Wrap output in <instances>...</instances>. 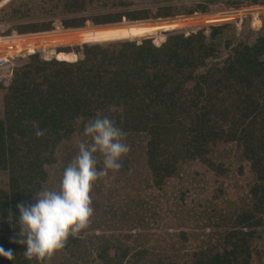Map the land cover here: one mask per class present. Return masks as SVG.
Returning a JSON list of instances; mask_svg holds the SVG:
<instances>
[{"label":"trees","instance_id":"trees-1","mask_svg":"<svg viewBox=\"0 0 264 264\" xmlns=\"http://www.w3.org/2000/svg\"><path fill=\"white\" fill-rule=\"evenodd\" d=\"M92 1L58 0L53 8L73 16H65L66 28L90 20L98 25L52 34L61 37L63 45L84 44L81 59L64 51L57 54L64 62L33 56L14 69L12 84L0 83L4 92L0 171L8 174L7 185L0 186V247L14 255L12 260L0 255V264H39L29 261L26 245L17 242L21 238L17 206L35 202L36 194L50 183L48 167L62 163L64 171L80 143L90 141L84 126L98 114L111 117L127 134L130 152L117 175H129L135 162L145 159L149 178L144 187L160 194L148 191L121 205L115 197L104 199V193L98 196L100 191H93L96 225L89 229L102 233L83 237L85 231L89 233L86 229L79 237H70L62 251L73 255L94 246V260L100 264L260 261L264 256L258 247L264 239V19L262 29L254 32L248 27L246 37L236 44L235 35H228L229 24L210 27L209 35L205 30L187 36L171 32L162 43L152 39L138 43L129 39L155 36L133 29L151 22L140 20L173 17L183 9L166 5L82 16ZM227 1L232 6L244 3ZM24 6L13 12L23 15ZM209 9L199 3L185 12ZM44 10L49 12L46 6ZM54 10L50 11L55 14ZM54 28L53 21L16 27L20 33ZM12 32L10 28L1 35ZM41 37L51 35L41 34L32 41L46 42ZM35 124L45 130L44 136H36ZM223 145L227 148L220 150ZM228 150L238 158L241 179L222 181L205 205L194 204L195 198L187 203L196 179L188 178L186 167L198 162L226 179L233 166L221 159ZM173 181L179 185L176 190L170 186ZM163 226L175 231L152 233Z\"/></svg>","mask_w":264,"mask_h":264},{"label":"rangeland","instance_id":"rangeland-1","mask_svg":"<svg viewBox=\"0 0 264 264\" xmlns=\"http://www.w3.org/2000/svg\"><path fill=\"white\" fill-rule=\"evenodd\" d=\"M58 0H0V35L3 30H7L12 28V31H17L16 27L19 24H39V23H46L48 21H53L55 23L54 30L59 29L57 32H49L51 38H44L45 39L41 44L46 48L56 49V55L53 60L59 61L57 59V54L60 51L74 53L77 56V61L83 57V53H80L82 50L84 51V44H75V45H63L64 42L61 41V37H57L56 35L52 34H59V32L70 30V29H79V28H86L90 26H98L95 25L91 20L87 21L84 26L81 27H68L66 28L63 25V21L67 17H73L70 14L64 15L60 12L57 13L54 10V6ZM243 1L242 6H232L228 4L227 0H218L216 3H210L207 0H93L88 5V8L85 12L80 13L82 16H95L100 14H105L113 11H123V10H140L146 8L158 9L160 7H164L166 5H172L176 8L183 9L180 12H175L178 15H174L173 17H161V18H151L146 20L140 21H151L145 24L133 26V29L137 33L143 31V33L153 32L155 36H148L139 39H129V41H135L141 43L144 39H152L154 43L159 42L162 43L166 40L167 34L171 32H178L183 33L186 36L190 35L191 33H196L200 30H205V32L209 35L210 27L214 25H225L229 24L230 28L228 29V35L234 36L235 44L246 37L248 27L252 29L254 32L259 31L263 27V19H264V4H252L260 0H240ZM14 2L12 7L9 5ZM199 3H203L204 5H208L210 8L207 12H202L198 10L193 14H188L185 12L186 8L190 7L191 5H196ZM21 5H26L23 8V15L18 16L13 12L14 8H20ZM118 5V6H115ZM45 6L49 8V12L45 11ZM50 10H54L51 12ZM61 10V9H58ZM53 13V14H51ZM180 13V14H179ZM67 16V17H65ZM127 19H123L125 21ZM128 21V20H127ZM133 21H129L131 23ZM91 24V25H90ZM118 24V23H114ZM90 25V26H88ZM106 25V24H104ZM175 28L174 30L164 32L165 30H169ZM41 32V31H39ZM44 32V31H42ZM48 34V33H43ZM88 38V37H87ZM58 41V42H57ZM116 41H126V40H116ZM38 42V41H37ZM114 42V41H109ZM108 43V42H104ZM101 44V43H100ZM93 45V44H90ZM225 55L229 52L228 49H222ZM51 57V54H50ZM56 57V58H55ZM51 60V61H53ZM64 62V61H59ZM27 64V63H26ZM25 64L19 66L22 67ZM3 97L4 92L0 90V116L3 113ZM78 143V139H76ZM227 146L223 145L220 147V150L226 149ZM231 152L225 151L223 152V160L227 166L232 165L233 169L227 175L226 179H223L219 176H216L214 172L211 171L209 167L204 164H200L195 162L193 164H189L186 167L189 179H196L195 186L192 187V192L188 193L187 203H191L192 199L195 198L194 204H202L205 205L207 203L208 197H210L214 192V188L219 186L222 181H229L234 182L241 178L237 176L238 171L237 168L239 166L238 158L236 154L232 150H228ZM215 159V157H214ZM218 161V160H217ZM219 162V161H218ZM62 163L59 165H53L48 167V171H50V183L49 181L46 183L45 186L49 188H58L59 183L62 179ZM248 172H246L247 174ZM198 174V175H196ZM149 178V172L146 165L145 159H138L135 162L134 167L130 171L129 175L119 176L117 173H114L113 176L102 178L97 184L94 185L93 191H100L97 195L102 196L101 193H104L105 196H102L104 199L105 197H115L117 201L124 205L126 201H131L133 198H137L141 193L147 194L148 191H152V193L160 192L156 190H146L145 184L146 180ZM182 182V181H181ZM8 183V174L4 171H0V186H5ZM175 181L172 182L170 186H173ZM245 183H243V186ZM176 186L175 190L179 187ZM98 189V190H97ZM171 190L165 188V193H170ZM149 194V195H150ZM179 196V194H177ZM170 196V195H169ZM168 196V197H169ZM174 198H177L174 196ZM100 222V221H99ZM98 222V223H99ZM104 220L102 222L103 227ZM96 225L93 223L91 219V223L89 227H93ZM89 227L87 231L82 235L83 237L87 235H99L101 234V230H90ZM134 232L137 229L133 230ZM132 231V232H133ZM173 229H168V227H162V229L158 231H152V233H162V232H174ZM259 248L262 249L264 252V239L258 245ZM96 247H82L81 249L77 250L73 255L69 253L59 250L52 259L48 262V264H100L98 260H94L93 253H95ZM254 264H264V256L260 261L257 259L255 260Z\"/></svg>","mask_w":264,"mask_h":264},{"label":"clouds","instance_id":"clouds-1","mask_svg":"<svg viewBox=\"0 0 264 264\" xmlns=\"http://www.w3.org/2000/svg\"><path fill=\"white\" fill-rule=\"evenodd\" d=\"M34 127L37 137L45 135L38 124ZM84 135L90 141L80 143L78 154L63 171L59 187H42L34 203L17 206L21 229L17 242L26 245L24 255L29 261L48 264L70 237H79L89 227L94 215V185L110 173L119 172L130 152L127 134L109 116L98 114L89 120ZM0 255L14 259L13 252L3 247Z\"/></svg>","mask_w":264,"mask_h":264},{"label":"built area","instance_id":"built-area-1","mask_svg":"<svg viewBox=\"0 0 264 264\" xmlns=\"http://www.w3.org/2000/svg\"><path fill=\"white\" fill-rule=\"evenodd\" d=\"M57 31L59 29L28 33L13 31L9 35H0V83L4 86L12 84L14 69L25 64L33 56L48 62L53 60L52 56L56 55V49L46 48L32 40L43 33Z\"/></svg>","mask_w":264,"mask_h":264},{"label":"water","instance_id":"water-1","mask_svg":"<svg viewBox=\"0 0 264 264\" xmlns=\"http://www.w3.org/2000/svg\"><path fill=\"white\" fill-rule=\"evenodd\" d=\"M80 53H83V50Z\"/></svg>","mask_w":264,"mask_h":264}]
</instances>
